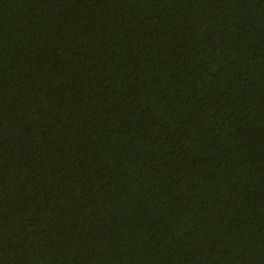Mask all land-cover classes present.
Instances as JSON below:
<instances>
[{"label":"trees","instance_id":"1","mask_svg":"<svg viewBox=\"0 0 264 264\" xmlns=\"http://www.w3.org/2000/svg\"><path fill=\"white\" fill-rule=\"evenodd\" d=\"M0 264H264V0H0Z\"/></svg>","mask_w":264,"mask_h":264}]
</instances>
